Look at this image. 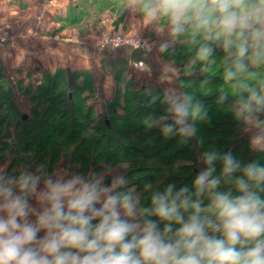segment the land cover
<instances>
[{"label":"clouds","instance_id":"clouds-1","mask_svg":"<svg viewBox=\"0 0 264 264\" xmlns=\"http://www.w3.org/2000/svg\"><path fill=\"white\" fill-rule=\"evenodd\" d=\"M125 7L138 9L149 23L167 21L161 48L189 30L220 42L231 61L224 69L228 82L248 75L250 65H264V0H126ZM212 53L202 43L197 56L207 61ZM162 103L165 114H150L146 124L165 137L187 141L196 136L195 122L208 119L203 103L186 91L169 88ZM233 114L253 133L251 148L264 152V83L244 87ZM202 161L194 191H175L173 184L153 190L146 183L149 206L120 173L106 184L105 173L53 178L42 165L19 175L0 170V264H264V166H242L231 152L215 150L204 152ZM222 184L232 188L221 190Z\"/></svg>","mask_w":264,"mask_h":264},{"label":"trees","instance_id":"trees-1","mask_svg":"<svg viewBox=\"0 0 264 264\" xmlns=\"http://www.w3.org/2000/svg\"><path fill=\"white\" fill-rule=\"evenodd\" d=\"M125 3L77 0L60 12L57 20L64 21L62 28L84 29L89 23L87 28L99 33L98 22L108 18L116 22V27L122 24V34L128 35L127 22L142 15L138 9H127ZM147 24L144 39L149 40L158 39L157 31L168 25L166 20ZM202 43L213 48L207 61L197 56ZM159 56L166 69L178 70L177 89L192 94L207 110L208 119L195 122L196 136L187 141L178 135L165 137L160 127L146 124L150 114H165L167 106L162 98L166 89L153 81L141 83L128 78L124 61L116 63L112 91L103 106L92 70L55 67L37 74L17 69L14 81L0 70V164L9 161V170L15 169L7 175H19L22 170L35 172L42 165L47 175L61 167L81 175L111 172L105 175L107 184L112 175L120 173L128 178V187L135 186L141 203L149 206L146 183H151L153 190L162 191L173 184L175 191L185 186L194 191L192 184L205 167L202 155L206 151L231 152L242 166L253 162L264 166V152L251 148V136L233 114L237 94L247 85L259 87L264 83V65H250L248 75L228 82L224 69L231 61L221 43L206 42L191 30L179 39H170L167 49L160 47ZM25 77L30 79L27 83ZM222 93L228 95L224 101L220 100ZM153 97L159 99L153 102ZM23 99L28 103L24 111ZM122 162L129 167L118 168ZM216 169L219 175V162ZM229 188L232 186L221 185V190ZM260 195L264 198V192ZM158 224L162 230L164 222ZM178 227L174 225V229Z\"/></svg>","mask_w":264,"mask_h":264},{"label":"crops","instance_id":"crops-1","mask_svg":"<svg viewBox=\"0 0 264 264\" xmlns=\"http://www.w3.org/2000/svg\"><path fill=\"white\" fill-rule=\"evenodd\" d=\"M74 1L77 0H0V26L4 25L10 34L5 43H0V70L6 76L14 81L17 69L31 70L37 74L55 67L69 71L92 70L97 79L103 106L112 91V75L115 73L116 63L124 61V75L128 78L136 81L150 79L163 85L166 90L177 88V73L175 70L166 69L159 56L160 41L169 34L168 25L159 39H145L153 42V50L147 55L145 62L134 63L131 61L134 49L132 46L99 44L104 33L122 34V24L116 27L115 21L103 18L98 22L99 33L90 31L87 28L89 23L84 29L76 26L62 28L64 21L59 22L57 16ZM127 23L128 35L143 38L147 36L148 22L143 16H133ZM146 82L148 81L144 83ZM22 104L25 108L28 107L25 99ZM9 166L7 163L0 164V170L6 174L13 172L15 169L9 170ZM57 174H66L65 178H68L74 173H69L66 168L61 167L50 175L55 178ZM31 203L36 206L34 199ZM43 234L41 232L39 236Z\"/></svg>","mask_w":264,"mask_h":264},{"label":"built area","instance_id":"built-area-1","mask_svg":"<svg viewBox=\"0 0 264 264\" xmlns=\"http://www.w3.org/2000/svg\"><path fill=\"white\" fill-rule=\"evenodd\" d=\"M10 38L8 30L0 26V43L6 42ZM99 44H110L113 46L129 45L133 48H143L150 53L153 50V46L149 41H146L140 36L123 35L119 33H104L101 35Z\"/></svg>","mask_w":264,"mask_h":264},{"label":"water","instance_id":"water-1","mask_svg":"<svg viewBox=\"0 0 264 264\" xmlns=\"http://www.w3.org/2000/svg\"><path fill=\"white\" fill-rule=\"evenodd\" d=\"M50 1V0H48ZM147 55H149V53L147 51H145L143 48H134L132 55H131V61L134 63H138L139 61H143L145 62L147 60Z\"/></svg>","mask_w":264,"mask_h":264},{"label":"rangeland","instance_id":"rangeland-1","mask_svg":"<svg viewBox=\"0 0 264 264\" xmlns=\"http://www.w3.org/2000/svg\"><path fill=\"white\" fill-rule=\"evenodd\" d=\"M137 13H138V12H137ZM162 32H163V29H162V28L159 29V30L157 31L158 34H161ZM162 35H163V34H162ZM130 36H131V35H130ZM160 37H161V36H159V38H160ZM159 38H158V39H159ZM151 44L153 45V42H152ZM175 72L178 73V70H176ZM32 79L35 81V80L37 79V77L35 78V76H34V77H32ZM32 79H31V80H32ZM29 80H30V79H26V77H25V80H24L25 82H24V83H27V81H29ZM138 81L141 82V83H144L145 81H153V80L148 79V80L142 81L141 79H139ZM22 106H23L22 108H24L23 111L26 110L25 106H24V105H22ZM27 106H28V104H27ZM247 133H248V135H250V136L252 137V134H253V133H252L251 131L247 130ZM11 160H12V159H10V161H11ZM8 162H9V161H7L6 163H8Z\"/></svg>","mask_w":264,"mask_h":264}]
</instances>
